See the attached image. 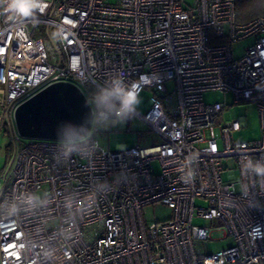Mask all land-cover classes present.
<instances>
[{
  "label": "built area",
  "instance_id": "built-area-1",
  "mask_svg": "<svg viewBox=\"0 0 264 264\" xmlns=\"http://www.w3.org/2000/svg\"><path fill=\"white\" fill-rule=\"evenodd\" d=\"M117 71L157 93L140 115L160 142L112 151L92 135L90 159H65L56 140L14 135L0 180V264H264V192L242 195L240 168L264 159V12L240 21L235 0H46L23 18L0 0V126L13 131L16 107L50 83L73 82L90 101ZM171 81L175 98L164 103ZM207 91L256 103L260 138L234 139L247 125L240 116L221 126L220 143L215 122L229 104L206 103ZM154 203L174 216L147 223L143 208ZM213 228L235 244L202 252Z\"/></svg>",
  "mask_w": 264,
  "mask_h": 264
},
{
  "label": "rangeland",
  "instance_id": "rangeland-1",
  "mask_svg": "<svg viewBox=\"0 0 264 264\" xmlns=\"http://www.w3.org/2000/svg\"><path fill=\"white\" fill-rule=\"evenodd\" d=\"M110 3H115L117 0H107ZM251 39L240 40L233 45V52L235 57H239L244 53L245 48L250 45ZM167 95L162 97V101L165 103L167 97H174L176 93L175 83L173 81L166 84ZM141 103L137 108V113L131 119L130 128L128 129L127 123L116 125L106 128H92L90 136L94 135L98 138L100 143L108 147L112 151L118 150L120 147H149L160 142L150 126L142 118V114L146 113L148 109L149 100L157 96V93L151 87H144L140 93ZM233 97L231 93L224 94L220 91H207L204 93V100L206 103H215L218 101L227 102L229 104L226 107L221 116L215 122L214 133L219 138L221 143V126L225 121L238 118L240 116H246L247 125L239 131L234 133V139L237 141H250L260 138L261 136V123L260 114L257 104L254 102H246L240 104H233ZM2 114V105L0 104V116ZM141 114V115H140ZM108 129V130H107ZM20 137L14 127L13 131L9 124H2L0 126V180H4L11 161L14 156V144L13 136ZM28 140V139H26ZM224 167L235 170L236 177L238 178L239 172L237 170L236 159L232 157H225L222 159ZM224 179L227 180V172H223ZM238 190L240 186L237 185ZM44 191H39L38 196L42 197ZM197 203L205 205L206 202L198 200ZM144 217L147 223L154 221L169 220L174 216V209L167 204L154 203L146 205L143 208ZM194 223L201 226L213 227L217 226L218 221L211 222L202 218H195ZM235 244V240L231 235H225L222 229L213 228L211 232V238L198 242V247L202 252L215 253L222 249Z\"/></svg>",
  "mask_w": 264,
  "mask_h": 264
},
{
  "label": "clouds",
  "instance_id": "clouds-1",
  "mask_svg": "<svg viewBox=\"0 0 264 264\" xmlns=\"http://www.w3.org/2000/svg\"><path fill=\"white\" fill-rule=\"evenodd\" d=\"M46 0H7V13L28 18L40 11ZM27 13V16L25 15ZM140 80L128 83L123 72H113L103 83L97 85L89 101L92 107L91 124L94 128H106L121 125L132 119L141 103ZM89 129L81 127L78 130L71 124L65 126L62 137L58 139L59 151L67 159L78 155L82 159H90L97 145L91 140ZM241 175L244 181L241 194L249 195L252 188L258 187L264 192V159L246 157L240 163ZM259 181L258 185L247 181ZM35 199L34 195L27 197L28 202Z\"/></svg>",
  "mask_w": 264,
  "mask_h": 264
},
{
  "label": "water",
  "instance_id": "water-1",
  "mask_svg": "<svg viewBox=\"0 0 264 264\" xmlns=\"http://www.w3.org/2000/svg\"><path fill=\"white\" fill-rule=\"evenodd\" d=\"M91 113L89 99L81 87L70 81H56L21 102L13 121L23 139L58 141L68 124L77 130L88 128L90 134Z\"/></svg>",
  "mask_w": 264,
  "mask_h": 264
},
{
  "label": "trees",
  "instance_id": "trees-1",
  "mask_svg": "<svg viewBox=\"0 0 264 264\" xmlns=\"http://www.w3.org/2000/svg\"><path fill=\"white\" fill-rule=\"evenodd\" d=\"M238 20L247 21L264 12V0H235Z\"/></svg>",
  "mask_w": 264,
  "mask_h": 264
}]
</instances>
